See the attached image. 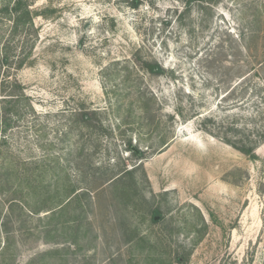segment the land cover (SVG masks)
Returning a JSON list of instances; mask_svg holds the SVG:
<instances>
[{"label": "rangeland", "instance_id": "1", "mask_svg": "<svg viewBox=\"0 0 264 264\" xmlns=\"http://www.w3.org/2000/svg\"><path fill=\"white\" fill-rule=\"evenodd\" d=\"M28 1L47 15L0 73L27 97L0 145V264H264V0Z\"/></svg>", "mask_w": 264, "mask_h": 264}, {"label": "trees", "instance_id": "2", "mask_svg": "<svg viewBox=\"0 0 264 264\" xmlns=\"http://www.w3.org/2000/svg\"><path fill=\"white\" fill-rule=\"evenodd\" d=\"M192 1L200 2L204 13L210 11L209 4L211 0H186V9L184 10V13L187 12L188 5ZM46 15L45 10L38 11L32 9V5L28 0H1L0 22H2L1 20L9 22V27L6 38L4 40L0 39V73L1 69H4V72H6L5 74H7V72L12 69L20 70L27 65L30 53L28 52L24 54V48L31 38L37 36V27L34 26V20L35 18H45ZM16 40L20 43L19 49L21 48L20 51L18 49V52H15L17 48L15 45ZM139 52V50L135 51L132 57V62L136 68L151 76L159 77L166 74V71L160 64L142 57ZM7 80H0V133L3 135L1 137L0 145L6 143V133L12 129L14 125L13 120L21 115L19 114L18 106L22 101H27V97L24 95L22 87L16 81L7 83ZM81 117L83 121H88L87 113L82 114ZM200 128L205 133L219 138L225 144L231 146L241 154L248 157L255 156L257 142L252 139V135L245 133L246 130L238 129V127L232 123L216 126L211 119H204L200 123ZM262 138L264 139V137ZM128 148H131L130 143L128 144ZM1 158L2 154L0 151V159ZM127 174L130 175L129 173ZM1 183L5 182L1 180L0 184ZM3 185H0V192L4 188ZM75 192L74 189H71L70 194H74ZM25 204L31 208L28 203H24V205ZM32 211L33 213L37 212L35 209H32ZM154 214H158V212L155 211Z\"/></svg>", "mask_w": 264, "mask_h": 264}]
</instances>
